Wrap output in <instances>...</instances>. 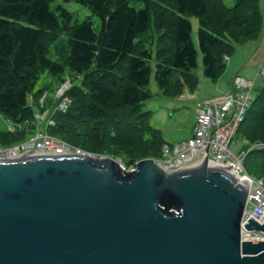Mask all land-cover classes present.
Segmentation results:
<instances>
[{"label": "water", "instance_id": "95a60500", "mask_svg": "<svg viewBox=\"0 0 264 264\" xmlns=\"http://www.w3.org/2000/svg\"><path fill=\"white\" fill-rule=\"evenodd\" d=\"M237 180L207 157L180 171L150 157L131 171L87 153L0 158V264H264V241L242 239Z\"/></svg>", "mask_w": 264, "mask_h": 264}, {"label": "trees", "instance_id": "16d2710c", "mask_svg": "<svg viewBox=\"0 0 264 264\" xmlns=\"http://www.w3.org/2000/svg\"><path fill=\"white\" fill-rule=\"evenodd\" d=\"M65 1L88 7L100 22L99 28L91 17L78 20L61 4L53 6L54 0H0V113L21 127V140L37 127L31 102L49 88V84L40 85L45 72L60 81L66 76L71 79L67 94L75 104L71 112L62 115L78 121L110 122L117 120L119 111L150 99L146 88L155 56L159 88L167 90L176 78L174 73L180 72L191 89H196L198 76L194 70L199 52L192 38L190 17L199 21L203 73L211 80L217 79L226 66L225 55L233 49L230 40L243 42L257 37L262 23L258 0H235V15L222 26L209 13L207 0H172L156 21L158 29L165 28L171 40L163 55L160 48L153 51L154 40L149 34L152 0ZM229 26L241 31L231 33ZM61 34H67L64 55L54 59L50 47ZM79 81L83 86L76 83ZM246 121L251 122V135L254 124H264V88L255 91L239 131ZM154 130L151 157L158 158L167 140L159 129ZM245 130L242 134L247 137L243 139L251 141ZM251 152L264 155V149L251 150L247 156Z\"/></svg>", "mask_w": 264, "mask_h": 264}, {"label": "rangeland", "instance_id": "374dc122", "mask_svg": "<svg viewBox=\"0 0 264 264\" xmlns=\"http://www.w3.org/2000/svg\"><path fill=\"white\" fill-rule=\"evenodd\" d=\"M172 0H152L150 7L153 16L149 34L153 37V51L161 49L163 55L166 47L171 45L168 33L163 29H158L156 21L157 15L165 10ZM61 4L68 11L72 12L75 19L83 20L91 17L94 26L98 29L100 22L90 9L74 1L54 0L53 6ZM209 13L218 20L217 25L222 26L226 20L235 15L233 7L235 0H207ZM259 11L262 16L261 29L257 37L246 41L231 39L233 49L225 55L226 66L221 74L227 72L231 82L235 75L243 76L255 81V91L264 88V76H259L258 71L264 69V0H258ZM192 22V38L199 52L198 66L194 70L198 76V86L196 93L201 99L218 96L224 93L227 88H221L220 79L215 81L208 79L203 74L202 54L198 44L199 21L196 17H190ZM231 33H238L241 30H233V26L228 29ZM236 31V32H235ZM67 41V34L57 37L50 47V56L54 59H61L64 53V46ZM155 56L151 61L152 72L150 83L146 90L151 97L142 104L133 108H125L119 111L117 120L98 123L95 120H81L62 115L71 112L74 108L73 99L67 94L71 87V79L66 76L65 80L54 79L46 72L42 76L40 85L49 84L41 98L32 100L35 111L36 131L39 128L50 135L66 143L71 149H79L83 153L91 154L96 157L110 156L118 159L127 171L136 169V163L143 158L151 157L150 148L152 133L154 129H159L162 136L168 142H178L186 138L194 127L195 107L191 101V94L195 89H191L186 82L184 74L175 72L176 78L172 81L167 90L159 88L155 80L156 61ZM237 72V73H236ZM232 73V74H231ZM236 73V74H235ZM221 74L219 76H221ZM231 74V75H230ZM83 86L81 81L76 82ZM220 85V86H219ZM32 99V98H31ZM67 103L63 109L61 103ZM48 103V105H47ZM247 121L243 124L234 141L245 140L242 134L245 130L248 134ZM250 130V129H249ZM250 142H264V124L258 123L251 127ZM28 133L21 140V127L15 126L0 113V146H10L30 139L34 133ZM8 132L13 133L11 136ZM245 133V132H244ZM258 152H251L245 159L244 166L254 177L264 180V155L259 156Z\"/></svg>", "mask_w": 264, "mask_h": 264}, {"label": "built area", "instance_id": "2783aa9c", "mask_svg": "<svg viewBox=\"0 0 264 264\" xmlns=\"http://www.w3.org/2000/svg\"><path fill=\"white\" fill-rule=\"evenodd\" d=\"M258 75L264 76V69H260ZM254 97L255 81L236 74L225 93L197 101L191 136L178 142L163 143L156 161L167 170L180 171L207 157V165H221L234 172L238 182L242 181L249 186L242 219V239L264 241L262 231L248 230L244 226L250 216L258 222L264 221V180L249 174L244 166L247 154L251 150H263L264 142L252 143L247 139L234 141ZM60 106L64 109L67 103L63 102ZM31 153L83 152L71 149L66 143L39 128L27 141L0 146V158H15Z\"/></svg>", "mask_w": 264, "mask_h": 264}, {"label": "crops", "instance_id": "0c3cea01", "mask_svg": "<svg viewBox=\"0 0 264 264\" xmlns=\"http://www.w3.org/2000/svg\"><path fill=\"white\" fill-rule=\"evenodd\" d=\"M227 72H224L223 74H221V76H218V78L217 79H220V83H221V88H223V89H225V86H226V88L228 89L230 86H231V84H232V82H231V80H228V79H230V77H229V75H228V73H230L229 72V70H226ZM237 73V72H236ZM235 73V74H236ZM204 74V73H203ZM232 74V73H231ZM230 74V75H231ZM238 74V73H237ZM208 78V77H207ZM208 79H210V78H208ZM216 80V79H215ZM215 80H213V81H215ZM197 86H198V84H197ZM220 86V85H219ZM196 90H197V87H196V89H195V92L194 93H192L191 94V96H192V99H191V101L194 103V107H196V103H197V101L198 100H200L201 98L199 97V95H198V93H196ZM226 92V91H225ZM224 92V93H225ZM223 94V93H222ZM194 124H195V122H194ZM194 128V127H193ZM192 131H193V129L191 130V132H190V134L186 137V138H188L189 136H191V134H192ZM186 138H184V139H186Z\"/></svg>", "mask_w": 264, "mask_h": 264}, {"label": "bare ground", "instance_id": "6f19581e", "mask_svg": "<svg viewBox=\"0 0 264 264\" xmlns=\"http://www.w3.org/2000/svg\"><path fill=\"white\" fill-rule=\"evenodd\" d=\"M234 173V172H233Z\"/></svg>", "mask_w": 264, "mask_h": 264}]
</instances>
